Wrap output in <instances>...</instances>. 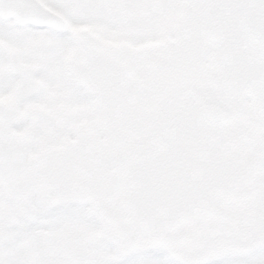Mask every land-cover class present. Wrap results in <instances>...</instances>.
Listing matches in <instances>:
<instances>
[{
    "label": "snow or ice",
    "instance_id": "6c2138e0",
    "mask_svg": "<svg viewBox=\"0 0 264 264\" xmlns=\"http://www.w3.org/2000/svg\"><path fill=\"white\" fill-rule=\"evenodd\" d=\"M0 264H264V0H0Z\"/></svg>",
    "mask_w": 264,
    "mask_h": 264
}]
</instances>
